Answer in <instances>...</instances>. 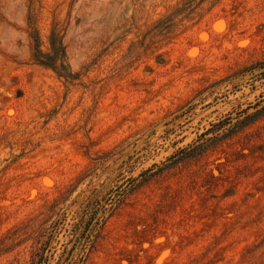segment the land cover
I'll return each instance as SVG.
<instances>
[{"label":"rangeland","instance_id":"obj_1","mask_svg":"<svg viewBox=\"0 0 264 264\" xmlns=\"http://www.w3.org/2000/svg\"><path fill=\"white\" fill-rule=\"evenodd\" d=\"M262 62L264 0H0V264H264Z\"/></svg>","mask_w":264,"mask_h":264},{"label":"trees","instance_id":"obj_2","mask_svg":"<svg viewBox=\"0 0 264 264\" xmlns=\"http://www.w3.org/2000/svg\"><path fill=\"white\" fill-rule=\"evenodd\" d=\"M51 48H52V52L54 54L53 56L42 54V53L37 51L38 57L36 60L39 64L54 67L55 59H56V56L60 53V49L58 46H56L55 42H53V41L51 42ZM259 65H260V67H264V62L260 63ZM60 71L64 77H66V78L70 77L66 73L65 68L63 66H60ZM263 109L264 108L257 110L254 114L261 112ZM253 115H250V116H253ZM250 116H247V117H250ZM90 204H92V203H90ZM114 205H116L115 202L110 201L108 203L109 208L107 210H110V208H112ZM86 210L88 211V213H90V214L86 215L88 218L86 220H82L81 221L82 224L79 223V225H78V226L82 227V229L80 231V236L78 238L79 239L78 242L81 245L80 250L84 254L91 247L93 240H94L93 239L94 238L93 231L96 227L99 226V223H100L99 218H97L96 216H93L92 212H89V205H88V209H86ZM103 210L105 211L106 208L103 207Z\"/></svg>","mask_w":264,"mask_h":264},{"label":"bare ground","instance_id":"obj_3","mask_svg":"<svg viewBox=\"0 0 264 264\" xmlns=\"http://www.w3.org/2000/svg\"><path fill=\"white\" fill-rule=\"evenodd\" d=\"M7 67V66H6Z\"/></svg>","mask_w":264,"mask_h":264}]
</instances>
